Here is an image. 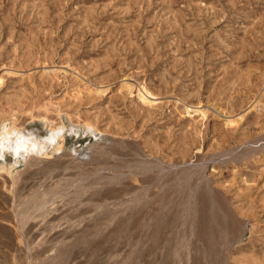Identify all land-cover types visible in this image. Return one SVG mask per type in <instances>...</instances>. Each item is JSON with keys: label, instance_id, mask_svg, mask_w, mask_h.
<instances>
[{"label": "rangeland", "instance_id": "obj_1", "mask_svg": "<svg viewBox=\"0 0 264 264\" xmlns=\"http://www.w3.org/2000/svg\"><path fill=\"white\" fill-rule=\"evenodd\" d=\"M4 125L0 264H264V0H0Z\"/></svg>", "mask_w": 264, "mask_h": 264}, {"label": "bare ground", "instance_id": "obj_2", "mask_svg": "<svg viewBox=\"0 0 264 264\" xmlns=\"http://www.w3.org/2000/svg\"><path fill=\"white\" fill-rule=\"evenodd\" d=\"M62 131L63 127H53L45 136L39 137L34 130L22 131L4 125L0 133V157L3 156L5 150H8L12 156L16 157L15 163H17L21 158L26 159L28 156L44 154L56 142ZM13 164L11 161L9 166Z\"/></svg>", "mask_w": 264, "mask_h": 264}]
</instances>
